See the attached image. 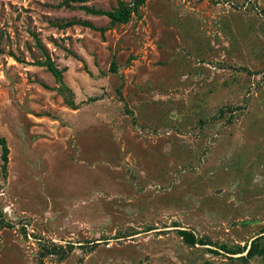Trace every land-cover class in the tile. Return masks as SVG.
Returning <instances> with one entry per match:
<instances>
[{
  "label": "rangeland",
  "instance_id": "1",
  "mask_svg": "<svg viewBox=\"0 0 264 264\" xmlns=\"http://www.w3.org/2000/svg\"><path fill=\"white\" fill-rule=\"evenodd\" d=\"M62 1L0 0V264H264V0Z\"/></svg>",
  "mask_w": 264,
  "mask_h": 264
},
{
  "label": "trees",
  "instance_id": "2",
  "mask_svg": "<svg viewBox=\"0 0 264 264\" xmlns=\"http://www.w3.org/2000/svg\"><path fill=\"white\" fill-rule=\"evenodd\" d=\"M88 0H63L62 4L66 5L68 7H70V2H86ZM143 2V0H135V2L132 5L129 4H121L117 9H113V10H103V9H94L91 7H84L88 12H92L95 14H104L106 16H108L111 21L113 22H126L129 17L131 16V13L136 11L139 7V5ZM83 6V5H82ZM72 22L68 21L67 25H70ZM88 26H90L89 23H84ZM45 65L47 67V69L53 74V76L58 80L61 81L62 78V70L58 69L51 61H46ZM113 70L115 69V65L112 64L111 67ZM0 146H1V159L3 161L2 164V168L5 169V166L7 164L8 161V147L6 144V140L4 137H0ZM179 233V235L181 236L182 240L188 244V245H195V244H209L207 241H205L202 238H198L197 236H195V234L187 229H178L177 231ZM56 245H52V249L50 248V250H48L49 248H46V252L45 253H54L55 249L59 248V247H55ZM221 248L226 250L227 247L223 244L221 245ZM255 248L254 242L251 243L249 249H248V254H252L253 253V249ZM228 250V249H227ZM234 249H231V252H236V250L232 251Z\"/></svg>",
  "mask_w": 264,
  "mask_h": 264
}]
</instances>
